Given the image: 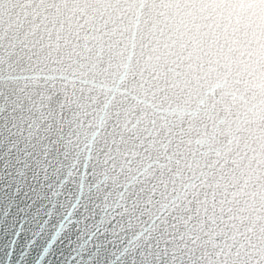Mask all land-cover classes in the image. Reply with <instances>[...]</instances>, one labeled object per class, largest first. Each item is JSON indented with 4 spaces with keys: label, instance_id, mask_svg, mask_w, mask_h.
<instances>
[{
    "label": "snow or ice",
    "instance_id": "snow-or-ice-1",
    "mask_svg": "<svg viewBox=\"0 0 264 264\" xmlns=\"http://www.w3.org/2000/svg\"><path fill=\"white\" fill-rule=\"evenodd\" d=\"M230 7L0 0V264H264V29Z\"/></svg>",
    "mask_w": 264,
    "mask_h": 264
},
{
    "label": "water",
    "instance_id": "water-1",
    "mask_svg": "<svg viewBox=\"0 0 264 264\" xmlns=\"http://www.w3.org/2000/svg\"><path fill=\"white\" fill-rule=\"evenodd\" d=\"M232 7L228 12H238L243 14L248 20L253 22L257 31L264 29V0H230ZM15 16V9H13Z\"/></svg>",
    "mask_w": 264,
    "mask_h": 264
}]
</instances>
